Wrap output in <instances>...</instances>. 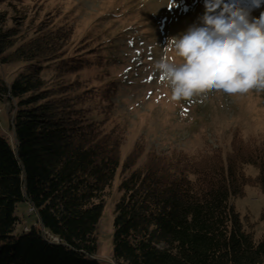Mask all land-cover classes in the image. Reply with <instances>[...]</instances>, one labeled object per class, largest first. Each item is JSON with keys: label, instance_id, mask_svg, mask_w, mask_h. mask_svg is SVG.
<instances>
[{"label": "trees", "instance_id": "16d2710c", "mask_svg": "<svg viewBox=\"0 0 264 264\" xmlns=\"http://www.w3.org/2000/svg\"><path fill=\"white\" fill-rule=\"evenodd\" d=\"M15 25L0 10V64H37L10 82L0 78L13 134L10 141L0 132V264H264V233L255 238L234 204L246 186L264 193V139L240 141L225 154L150 155L122 176L112 262L97 260L108 190L139 156L122 163L119 138L84 118L68 93L73 84L53 87L69 60H60L54 78L45 76L41 63L62 58L68 34L40 23L21 40ZM19 203L33 208L39 227L17 229Z\"/></svg>", "mask_w": 264, "mask_h": 264}, {"label": "rangeland", "instance_id": "374dc122", "mask_svg": "<svg viewBox=\"0 0 264 264\" xmlns=\"http://www.w3.org/2000/svg\"><path fill=\"white\" fill-rule=\"evenodd\" d=\"M232 2V0H226ZM249 18L264 12V0H234ZM0 0V10L16 23L21 40L34 36L40 23L45 30L61 27L68 40L61 59L47 66L54 78L60 60H69L70 71L52 79L53 87L73 84L68 92L76 98L89 122L113 132L120 140L123 163L136 153L135 163L118 171L108 190L103 214L96 226V258L112 262L115 206L122 176L142 166L147 158L180 154L195 158L215 150L230 152L240 141L264 139V91L227 95L209 91L188 100L173 101L155 65L176 59L167 40L199 24L204 0ZM15 18L14 21H10ZM19 44V43H17ZM35 62L0 64V78L10 82ZM9 103L0 102V132L12 141ZM242 142V143H243ZM247 174L255 175L252 166ZM244 197L234 199L243 220L253 225L255 238L264 233V193L246 186ZM33 211V210H32ZM27 203H19L17 229L36 223Z\"/></svg>", "mask_w": 264, "mask_h": 264}, {"label": "clouds", "instance_id": "9594fccd", "mask_svg": "<svg viewBox=\"0 0 264 264\" xmlns=\"http://www.w3.org/2000/svg\"><path fill=\"white\" fill-rule=\"evenodd\" d=\"M204 8L199 24L167 40L176 59L155 65L170 99L264 91V12L250 19L234 0H204Z\"/></svg>", "mask_w": 264, "mask_h": 264}, {"label": "snow or ice", "instance_id": "6c2138e0", "mask_svg": "<svg viewBox=\"0 0 264 264\" xmlns=\"http://www.w3.org/2000/svg\"><path fill=\"white\" fill-rule=\"evenodd\" d=\"M173 4V0H170L169 7H171Z\"/></svg>", "mask_w": 264, "mask_h": 264}, {"label": "bare ground", "instance_id": "6f19581e", "mask_svg": "<svg viewBox=\"0 0 264 264\" xmlns=\"http://www.w3.org/2000/svg\"><path fill=\"white\" fill-rule=\"evenodd\" d=\"M31 210H33V208H31Z\"/></svg>", "mask_w": 264, "mask_h": 264}]
</instances>
